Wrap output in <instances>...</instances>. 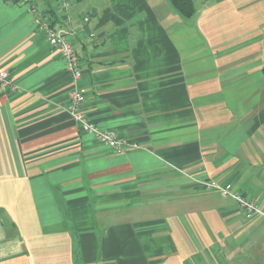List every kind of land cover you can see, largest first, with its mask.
<instances>
[{
    "label": "crops",
    "instance_id": "crops-1",
    "mask_svg": "<svg viewBox=\"0 0 264 264\" xmlns=\"http://www.w3.org/2000/svg\"><path fill=\"white\" fill-rule=\"evenodd\" d=\"M194 2L0 0V264H264V216L202 184L264 210V0ZM37 14L82 55L88 118L139 147L75 121Z\"/></svg>",
    "mask_w": 264,
    "mask_h": 264
},
{
    "label": "built area",
    "instance_id": "built-area-1",
    "mask_svg": "<svg viewBox=\"0 0 264 264\" xmlns=\"http://www.w3.org/2000/svg\"><path fill=\"white\" fill-rule=\"evenodd\" d=\"M59 6L63 9H69L74 0H56ZM32 11H36V7H31ZM34 21L42 31L51 44L52 47L57 49L66 63V69L71 75L73 89L71 92V103L68 107L69 112L80 125V127L93 134L98 141L111 147L116 153H124L130 147H139L138 143H132L127 139L119 136L116 131L112 129L102 128L93 121H91L82 109V104L86 98L84 88L81 86L80 81L83 78L82 69V55L75 48L74 44L68 36V30L62 26H56L48 19L41 17L37 14ZM90 21V16L85 15L82 19L80 27H84ZM0 86L5 88H15V84L11 79L9 73L5 69H0ZM203 187L206 189H215L223 196H231L237 202V205L249 217L254 215L264 216V210L255 201L249 199L244 193L233 188L232 184H221L216 180L202 181Z\"/></svg>",
    "mask_w": 264,
    "mask_h": 264
},
{
    "label": "trees",
    "instance_id": "trees-1",
    "mask_svg": "<svg viewBox=\"0 0 264 264\" xmlns=\"http://www.w3.org/2000/svg\"><path fill=\"white\" fill-rule=\"evenodd\" d=\"M171 5L184 17H193L196 13L194 0H169ZM54 24V23H53ZM264 77V67L262 69Z\"/></svg>",
    "mask_w": 264,
    "mask_h": 264
}]
</instances>
